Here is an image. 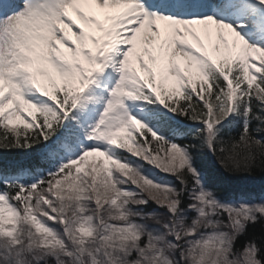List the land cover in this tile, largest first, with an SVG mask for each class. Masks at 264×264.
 Returning a JSON list of instances; mask_svg holds the SVG:
<instances>
[{"label": "snow or ice", "instance_id": "1", "mask_svg": "<svg viewBox=\"0 0 264 264\" xmlns=\"http://www.w3.org/2000/svg\"><path fill=\"white\" fill-rule=\"evenodd\" d=\"M217 166L264 172V0H0V264H264Z\"/></svg>", "mask_w": 264, "mask_h": 264}, {"label": "trees", "instance_id": "2", "mask_svg": "<svg viewBox=\"0 0 264 264\" xmlns=\"http://www.w3.org/2000/svg\"><path fill=\"white\" fill-rule=\"evenodd\" d=\"M262 177H264V172L261 171H257L256 175L253 177H249L244 174L229 175L228 173L224 172L222 168L217 166L214 171L213 179L219 183H222L225 187H234L240 185L238 183H245Z\"/></svg>", "mask_w": 264, "mask_h": 264}]
</instances>
